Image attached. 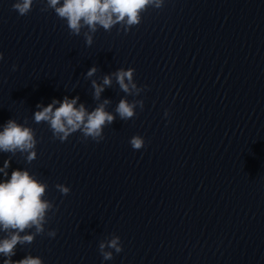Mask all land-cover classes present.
Here are the masks:
<instances>
[{"label": "clouds", "instance_id": "1", "mask_svg": "<svg viewBox=\"0 0 264 264\" xmlns=\"http://www.w3.org/2000/svg\"><path fill=\"white\" fill-rule=\"evenodd\" d=\"M163 0H46V6L41 11L52 9L57 16L67 22V27L71 34L80 35L81 29L87 27L90 32L97 30V25L104 30L109 31L117 24L125 25V32L132 26H136L141 21V13L149 5L156 8L162 6ZM33 6V0H15L12 5L13 10L20 16L27 15ZM87 45L92 44V36L85 33ZM0 59L3 54L0 53ZM15 70V66L13 67ZM96 72L93 67L89 70L88 76ZM134 68L128 70L121 69L114 73L117 83L121 90L128 94H139L136 84L133 82ZM127 80V83H126ZM111 77L103 78V85L92 82L95 89V97L99 98L103 91V86L111 85ZM79 97L69 99L64 97L63 101L53 100L46 107L37 104L40 109L34 113L36 123L47 122L53 133V136L64 142L68 137L80 131L85 140L91 138L93 141L100 142L104 139L103 129L110 125L115 117L105 111L107 100L100 104L92 112H87L84 105L79 108L75 105ZM143 108V101L137 102ZM59 104V107H54ZM136 103L130 104L126 100H121L116 108V112L122 120H129L134 117V108ZM168 115V112H165ZM37 144L33 129L18 124L15 120L9 119L3 131H0V152L13 153L17 150L21 153H28L27 161L31 162L36 158L34 151ZM130 144L135 150L144 147L145 141L139 136H133ZM10 160H4L0 173L5 177L8 176L6 169L10 166ZM56 188L63 194L67 195L70 188L63 184H57ZM46 185L39 182L27 170H13L10 179L0 181V230L5 232L12 230L11 235L0 239V255L5 259L3 264H42L39 257L25 256L23 259L13 261L15 248L18 244L32 243L36 235L45 232L44 225L47 223L46 213L52 209V204L44 200ZM35 228L33 234L21 236L20 233L26 229ZM50 237H55L56 231L51 230L47 233ZM120 237H114L107 243H100L99 252L104 260L113 258L110 251L105 248H112L116 253L122 251L120 246Z\"/></svg>", "mask_w": 264, "mask_h": 264}]
</instances>
